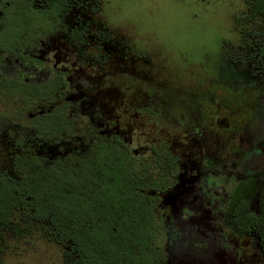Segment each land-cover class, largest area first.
<instances>
[{"label": "flooded vegetation", "instance_id": "af4514ba", "mask_svg": "<svg viewBox=\"0 0 264 264\" xmlns=\"http://www.w3.org/2000/svg\"><path fill=\"white\" fill-rule=\"evenodd\" d=\"M97 4V0H0V105L5 110L0 116V143L6 150L5 163H18L23 182L32 171L41 186H54L48 193L72 196L102 194L100 179L106 171L114 172L118 194L125 192L122 184L130 182L124 193L130 197L120 200L128 199L132 214L138 208L149 210L150 222L155 218L165 226L164 242L170 234L186 235L188 224L192 236L185 241L206 251L208 241L195 216L205 209L223 249L231 242L248 243L252 231L232 238L229 201L235 184L264 183L259 172L264 155V55L259 60L250 53L238 55L240 68L229 72L239 76L222 79L218 74L208 80L210 85L217 81L226 90L224 96L208 87L198 103L192 92L174 96L167 89L172 86L164 88L153 80L151 76L165 75L138 52L133 39L107 24L101 6L98 15L104 20L97 17ZM246 91L250 103L241 115L238 94ZM130 111L147 117L154 128L169 125L173 141L157 135L134 140L132 125L120 121ZM218 138L222 141L216 149L205 144ZM47 178L56 181L47 184ZM59 179L62 182L57 183ZM94 180L99 181L96 187L91 186ZM181 180L187 189L182 196ZM177 223L181 232L174 229ZM38 224L45 233L47 224ZM47 238L57 245L51 235ZM249 244L247 255L256 260L258 255L260 264L264 248ZM169 254L166 248L165 264Z\"/></svg>", "mask_w": 264, "mask_h": 264}, {"label": "rangeland", "instance_id": "374dc122", "mask_svg": "<svg viewBox=\"0 0 264 264\" xmlns=\"http://www.w3.org/2000/svg\"><path fill=\"white\" fill-rule=\"evenodd\" d=\"M97 1L95 10L97 15L98 7L101 6V13L106 17L107 24L117 34L132 38L139 49L138 52L148 58L154 69H158L165 75V79L159 74L155 75L156 77L151 76L153 80L160 82L164 88L168 85L172 86L167 89L171 90L174 96L183 91L192 92L197 103L200 100V93L206 91L207 87L218 97L226 95V90H223L224 88L217 84V81H212L210 85L208 80L219 75L222 79H228L229 75L236 74L234 70H232L233 73L229 72L232 68L235 70L236 67L240 68L241 64L237 62L236 56L243 54L246 56V53L254 49L250 46L254 38L247 36V30L264 25V21H261L259 17L251 20L245 18L247 15L245 0ZM97 17L103 18L100 15ZM261 43L259 42L260 45ZM238 95L241 98L239 100V107L242 110L240 114H246L245 108L247 101L250 103L251 94L246 91ZM4 112L3 106L0 105V116L4 115ZM133 112H128L126 118L124 114L120 121L122 124L132 125L134 140H152L157 135L167 138L169 142L173 141L174 130L169 125L161 124L154 128L150 126L147 117ZM189 115L193 114L189 111ZM245 117L246 115L242 119L244 120ZM220 123L222 124L223 121ZM203 137L205 138V134ZM221 141L220 138L215 142L205 140V144L211 149L214 147L216 149L221 145ZM3 145L0 143V151H2L0 168H5V161H7L3 156V152L6 151ZM261 160L259 172L264 175V155ZM183 181L179 182L178 194L185 192L186 187ZM121 197L124 195L121 194ZM248 208L256 212L259 210L258 196L249 200ZM195 216L201 224L199 229L202 230L203 239L208 241L206 251L195 250L192 243L185 241L192 233V227L186 224L185 229L190 233L186 232V235L177 236L170 234L168 241L160 240L161 247L166 245L165 249L170 251L167 264H225L224 261L228 259L229 264H259L258 255L257 260H255L256 256H248L246 247L250 245L249 243H252L251 246H254V249L260 245L263 247L264 228L252 230L248 243L240 246L231 242L229 247L223 249L213 230L214 222L211 215L203 209L202 214L198 212ZM11 221L12 226L7 223L6 227L0 231V264H63V251L67 250V246L64 248L59 244L47 242L51 240L47 238L39 225L24 227L25 224L18 219L17 213L11 216ZM179 223L174 229L181 232ZM161 226L164 230L165 226ZM163 230L160 232L163 233ZM159 237H162V234ZM196 251L199 252L198 255ZM203 251L208 253L207 258L204 257Z\"/></svg>", "mask_w": 264, "mask_h": 264}, {"label": "trees", "instance_id": "16d2710c", "mask_svg": "<svg viewBox=\"0 0 264 264\" xmlns=\"http://www.w3.org/2000/svg\"><path fill=\"white\" fill-rule=\"evenodd\" d=\"M245 3L247 20L259 17L264 21V0H245ZM247 36L254 38V45H250L254 49L249 53L257 55L255 59L259 60V56L264 55V25L248 29ZM4 167L0 168V231L7 223L12 226L11 216L17 213L24 227L44 222L47 224L45 234L64 248L67 246L63 251V264H165L166 245L161 247V224L155 218L150 222L152 215L146 208H138L132 214L128 199L120 200L114 172L106 171V176L100 179L104 188L102 194L72 196L68 192L48 193L54 186L48 185L50 189L46 190L48 186H41L32 171L24 184L18 163H6ZM141 176L142 173L138 175L137 184ZM55 181L47 178V184ZM97 182L91 181V186L96 187ZM129 183H123L122 190L129 191ZM37 185L43 193L37 191ZM255 191L259 197L256 213L248 208ZM125 192L123 195L130 197ZM257 228H264V183L256 187L253 183L239 182L234 185L229 201L232 238L239 239Z\"/></svg>", "mask_w": 264, "mask_h": 264}]
</instances>
